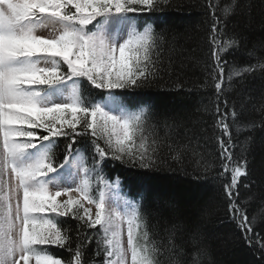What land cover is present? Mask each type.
Returning a JSON list of instances; mask_svg holds the SVG:
<instances>
[{
  "label": "trees",
  "instance_id": "16d2710c",
  "mask_svg": "<svg viewBox=\"0 0 264 264\" xmlns=\"http://www.w3.org/2000/svg\"><path fill=\"white\" fill-rule=\"evenodd\" d=\"M136 7L142 11L127 14L131 29L134 26L140 33L150 24L153 33H163L167 42L159 52L153 46L150 53L152 60L159 56V71L150 85L114 91L122 94V100L142 102L129 105V111L151 105L170 130L142 120L129 147L139 152L143 142L151 155L157 135L168 132L171 140L184 146L183 156L176 158L175 153L161 149V158L149 168L125 163L127 157L122 154V159H114L112 151L100 157L94 143L109 149L113 142L78 125L75 133L65 129L68 135L51 138L52 162L63 174L59 165L69 152L79 150L80 181L87 179L93 201L101 194L107 197L106 188L118 181L121 197L138 217L134 239L143 245L147 233L148 246H157L159 264H174L178 252L192 255L190 233L170 235L173 225L191 222L197 223L201 233L206 251L203 264H264V68L258 64V58L264 57V0H154L152 8ZM97 21L86 30L95 32ZM216 83L221 84L220 90ZM77 84L85 104L102 106L109 90L95 88L86 78H78ZM224 124L229 125L228 135ZM36 131L47 134L43 129ZM221 140L229 142L232 152L227 170L220 164ZM34 143L39 148L41 141L37 138ZM237 166L244 174L233 188V205L239 208L234 213L224 184ZM49 215L62 233L70 234L73 247H80L83 264H103L105 235L99 226L89 228L71 215ZM241 216L247 217L250 231L240 226ZM38 247L63 264L69 259L67 248Z\"/></svg>",
  "mask_w": 264,
  "mask_h": 264
},
{
  "label": "snow or ice",
  "instance_id": "6c2138e0",
  "mask_svg": "<svg viewBox=\"0 0 264 264\" xmlns=\"http://www.w3.org/2000/svg\"><path fill=\"white\" fill-rule=\"evenodd\" d=\"M137 5L152 8L154 0H0V176L10 170L17 181L14 188H9L17 201L15 207L11 196L0 197V264H30L32 260L35 264H63L61 259L38 247L43 245L67 248L69 259L66 264H73L74 261L75 264H83L80 247H73L70 234L62 233L49 214L61 217L71 215L89 228H104V252L107 258L115 257L114 260L108 259L107 264H128L127 249L131 250V264H159L157 246H148L147 233H144L146 243L143 245L134 239V228L139 226L135 211L127 220L126 249L121 239V216L103 215V194L96 204L93 219L90 210L83 209L80 201L71 198L63 202L58 200L75 190L71 185L54 193L49 187L50 183L59 187L54 182L61 175L52 162L51 138L68 135L65 129L75 133L78 125L85 132L91 129L93 136L109 131L116 136L115 145L109 149L94 143L96 154L100 157L112 151L114 159H122L123 155L127 157L125 163L149 168L161 158V149L175 153L176 158L184 154V146L171 140L168 132L163 137L157 135V144L151 155L143 142L139 152L129 147L134 143L135 128L142 120L155 122L162 131L170 130L167 121L159 119L151 105L129 111V105L135 107L142 102L122 100V94L117 95L114 91L150 85L159 71L156 62L159 56L152 60L150 53L153 46L159 52L167 42L163 33H153L150 24L140 33L133 26L123 43L118 42V33L104 30L106 25L113 23L132 24L127 14L142 11ZM97 17L102 18L95 25L98 31L86 30ZM48 24L58 27V36L46 38L37 34V29ZM214 56L219 64V51ZM258 64L264 68V57L258 58ZM220 72H223L222 68ZM78 78H86L95 88L109 90L104 106L99 103L88 106L82 101ZM69 81L70 94L61 100L53 99L52 96L61 89L69 88ZM215 88L220 90L221 84L216 83ZM223 128L228 135L229 125L224 124ZM37 129H43L47 134L39 133ZM18 138L27 139L21 141ZM37 138L41 141L39 148L34 143ZM169 140L171 143H168ZM221 146L220 164L227 170L226 162L232 159V152L228 141L221 140ZM78 152H69L59 169L82 168L83 159ZM69 156L72 158L69 159ZM92 163L95 169V156ZM84 171L87 174L89 170L84 168ZM243 174L241 167H235L231 171L230 182L224 184L234 213H239V208L233 205V188ZM79 191L83 193L81 199L92 201L87 179L82 181ZM240 226L246 231L251 230L247 227L246 216H241ZM178 231L190 233L191 248L188 252L192 255L178 252L174 264H203L206 251L201 246L197 223L175 224L170 235Z\"/></svg>",
  "mask_w": 264,
  "mask_h": 264
},
{
  "label": "rangeland",
  "instance_id": "374dc122",
  "mask_svg": "<svg viewBox=\"0 0 264 264\" xmlns=\"http://www.w3.org/2000/svg\"><path fill=\"white\" fill-rule=\"evenodd\" d=\"M101 19H102L101 17H97V20L100 21ZM104 30L110 31L112 33H118L119 43H123L125 40H127L128 34L131 31L128 28V26L125 24L118 25L114 23L110 25H106ZM94 31L95 32L98 31L96 27ZM37 34L44 36L46 38H52L54 36L59 35V29L58 27H53L52 25L48 24V25L42 26L41 28L37 29ZM117 55H119L118 49H117ZM41 66H44V65L42 64ZM70 91H71L70 86L67 89H61V91L59 93L54 94L52 98L53 99L60 98V100L64 99L70 94ZM106 97L107 95L105 96V98ZM105 98H104V101H105ZM104 101H103L102 106H104ZM105 110L107 111L106 107H105ZM112 114H117V113L113 112ZM68 118L71 119V116L69 115ZM103 135L107 139L109 138L115 145V139H116L115 135H113L110 131ZM79 170L72 167L71 171H66L65 173L61 174L59 177V180L54 182V183H58L59 187L53 186V183H50L49 187H50V190L54 193L57 190H62L64 187L71 185L72 188L75 190L69 192L67 195H62L61 197L58 198V200L63 202L71 198V199L80 201L83 204V209H89L90 214L92 218L94 219L95 213L97 210L96 204L101 201V197H99L98 200H95V201L92 200L91 202L87 198L81 199L83 197V193L79 191V186L82 182L80 181L79 174L76 175L77 171L79 173ZM73 181H75V183H73ZM16 183L17 181L15 178V175L14 173H11L10 170L5 172L2 176H0V197L8 198L9 196H11V203L13 207H15V204L17 201H16L15 196L12 193H10L9 188L10 186L14 188ZM105 191L108 196L107 197L103 196V202L105 204L103 215L104 216L112 215L115 217L116 214H119L121 216V220L119 221L121 224V232H122L121 239H122L123 246L127 249V236H128L127 220L130 214L132 213V210L130 208V205L119 196V182L118 181H115L111 186L107 187ZM21 204H22V193H21ZM83 209H81L82 212H83ZM100 229L105 235L104 228L100 227ZM127 252H128V264H131V250L127 249ZM108 259L114 260L115 257L107 258L105 254L103 264H107ZM30 264H35V260H32Z\"/></svg>",
  "mask_w": 264,
  "mask_h": 264
}]
</instances>
